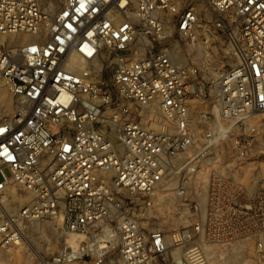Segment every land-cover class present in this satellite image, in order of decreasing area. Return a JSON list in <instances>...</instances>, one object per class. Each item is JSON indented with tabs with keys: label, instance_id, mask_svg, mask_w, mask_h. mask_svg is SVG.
<instances>
[{
	"label": "built area",
	"instance_id": "obj_1",
	"mask_svg": "<svg viewBox=\"0 0 264 264\" xmlns=\"http://www.w3.org/2000/svg\"><path fill=\"white\" fill-rule=\"evenodd\" d=\"M43 1L0 0V248L56 221L84 237L58 263L264 264V0ZM167 203L171 231L136 212Z\"/></svg>",
	"mask_w": 264,
	"mask_h": 264
},
{
	"label": "rangeland",
	"instance_id": "obj_2",
	"mask_svg": "<svg viewBox=\"0 0 264 264\" xmlns=\"http://www.w3.org/2000/svg\"><path fill=\"white\" fill-rule=\"evenodd\" d=\"M44 1L47 3H45L47 6L52 5V0ZM195 2L199 9L203 11L204 6L201 5V2L199 0ZM234 60L235 58L232 54H227L224 58L223 67H227ZM13 107L14 99L5 91L3 97L0 99V119L6 114H10ZM261 147L264 151V145ZM243 171L245 175L258 172V178H264V152L256 154ZM18 190L20 194H23L22 189L19 188ZM22 204H24L23 201L19 202L18 206ZM136 212L144 214V216L148 215L147 219L142 218L148 227L159 228L165 231H171L175 227L185 224L188 219L187 217H180L172 213V206L169 203L165 204L161 210L152 205L145 210L137 209ZM72 237H75L77 246L84 240L82 235H75L64 231L60 222L35 221L27 227L25 242L8 248H0V264H43L44 261L48 262V264H93L90 257L79 261L53 262L54 258H57L58 254L65 249L66 241ZM109 246V251L103 264H122L116 249V241H111ZM206 254L210 264H258L253 260L251 251L247 246L238 250L235 243L210 245L206 250Z\"/></svg>",
	"mask_w": 264,
	"mask_h": 264
},
{
	"label": "bare ground",
	"instance_id": "obj_3",
	"mask_svg": "<svg viewBox=\"0 0 264 264\" xmlns=\"http://www.w3.org/2000/svg\"><path fill=\"white\" fill-rule=\"evenodd\" d=\"M47 6V5H46ZM52 6H54V3L52 2V5L51 6H48V7H52ZM7 115V114H6ZM21 201H27V198L25 199V196H22V195H20L19 196V202H21ZM75 237H72V238H70V239H68L67 241H66V247H65V249H64V251H66L67 253L68 252H70V250H75L78 246H77V243L75 242V239H74ZM25 239V238H24ZM25 241V240H24ZM77 246V247H76ZM53 262H56V260L54 259L53 260ZM43 264H48V262H45L44 261V263Z\"/></svg>",
	"mask_w": 264,
	"mask_h": 264
}]
</instances>
